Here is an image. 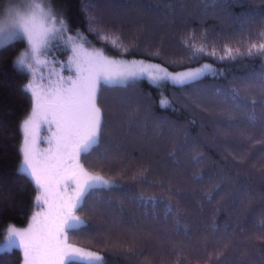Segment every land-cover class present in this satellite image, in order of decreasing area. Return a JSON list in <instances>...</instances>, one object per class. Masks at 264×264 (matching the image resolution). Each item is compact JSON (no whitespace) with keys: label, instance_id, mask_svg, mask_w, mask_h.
<instances>
[{"label":"trees","instance_id":"trees-1","mask_svg":"<svg viewBox=\"0 0 264 264\" xmlns=\"http://www.w3.org/2000/svg\"><path fill=\"white\" fill-rule=\"evenodd\" d=\"M60 1L71 28L110 57L220 72L184 85H101L106 127L82 163L119 187L77 211L88 226L70 231L69 243L102 254L103 264H264V103L240 108L229 98L236 88L264 102V56L218 59L225 45L244 52L264 40V0H95L87 12L111 29L107 40L87 33L83 0ZM189 45L216 55L193 58ZM24 47H0V240L9 224L27 226L38 193L18 171L31 103L22 90L29 76L12 62ZM0 264H22L21 251L0 254Z\"/></svg>","mask_w":264,"mask_h":264},{"label":"snow or ice","instance_id":"snow-or-ice-1","mask_svg":"<svg viewBox=\"0 0 264 264\" xmlns=\"http://www.w3.org/2000/svg\"><path fill=\"white\" fill-rule=\"evenodd\" d=\"M83 5L87 33L107 40L103 34L111 29L105 28L102 18L87 12L88 8L96 7L95 0H83ZM13 43L25 45L12 63L18 72L29 76L22 90L30 96L31 103L20 124L22 143L18 149L21 154L18 171L33 183L38 192L34 207L43 211L33 212L25 228L9 224L3 232L4 239L0 240V254L19 250L22 264H73V261L103 264V257L73 246L68 237L70 231L79 232L88 226V221L76 213L83 210L98 190L119 187L114 180L90 172L81 162L82 157H90L100 145L106 127L98 104L101 85L134 82L145 76L158 87L157 82L184 85L211 71L212 65L171 73L160 65L110 58L90 46L92 42L84 31L71 28L65 12L55 7L54 0H9L5 15L0 17V46ZM53 43L60 44L70 55L66 63L54 61L48 83L37 87L33 83L37 75L34 65L48 63L45 53ZM109 44L117 47L115 41ZM189 47L193 58L199 53L216 55L215 50L205 53L204 45ZM119 50L127 51L123 44ZM223 52L218 59L264 56V40L250 44L244 52L225 45ZM57 63L60 71H55ZM64 71L70 74L64 76ZM259 79L264 84V74ZM240 91L236 88L229 91V98L237 107L264 103L249 100L241 96ZM169 105L170 101L161 100V107ZM249 119H257L254 110ZM42 130L48 135L42 136ZM41 141L48 146L41 149Z\"/></svg>","mask_w":264,"mask_h":264},{"label":"rangeland","instance_id":"rangeland-1","mask_svg":"<svg viewBox=\"0 0 264 264\" xmlns=\"http://www.w3.org/2000/svg\"><path fill=\"white\" fill-rule=\"evenodd\" d=\"M8 2H9V0H0V17H2L3 15H5V11H6V9H7V7H8ZM54 3H55V7L58 9V10H63L64 12H65V15H66V17H67V19H68V10H67V8L61 3V1L60 0H54ZM72 34H75V33H72ZM0 47H2V46H0ZM97 49H100V48H97ZM100 50H102V49H100ZM103 51V50H102ZM104 52V51H103ZM105 53V52H104ZM68 55H70V53H68V52H65L64 50H63V48L61 47V45L60 44H58V43H53L52 45H51V47H50V49L45 53V56H46V58H47V61H48V63L46 64V65H34V67L36 68V72H37V75L33 78V83H35V85L37 86V87H40V86H42V84L43 85H46L47 83H48V79H47V77L49 76V69H51L52 67H53V62L54 61H61V62H65L66 63V60H67V56ZM105 55H107L106 53H105ZM108 57H110L109 55H107ZM44 57H41V59H43ZM110 58H113V59H116V60H127V61H137V62H140V61H142V62H144V63H150V64H155V65H160V67H162V68H165V69H167L169 72H171V73H177V72H184V71H188V70H190V69H195V68H198V67H201L202 65H200V66H197V67H193V68H189V69H185V70H180V71H172V70H170L169 68H167V67H165V66H163V65H161V64H159V63H156V62H153V61H148V60H145V59H138V58H114V57H110ZM204 64H210V65H212V70L211 71H208V72H206L203 76H201L200 78H203V77H205V76H208V75H217V74H219L220 72H219V70H218V68L215 66V65H213V64H211V63H204ZM61 70V66H60V64H55V71H60ZM70 73L68 72V71H64L63 72V75L64 76H67V75H69ZM41 77H44V79L43 80H41ZM199 78V79H200ZM137 80H147L148 82H150L151 84H153V85H156L157 86V84H154L150 79H148L146 76L145 77H142V78H138ZM136 81V80H135ZM29 82V81H28ZM132 81H125V82H117V83H114V84H111V85H126V84H128V83H131ZM193 82V81H192ZM158 84H160V86H162V85H165V84H171V85H175V84H173L172 82H166V83H161V82H157ZM189 83H191V82H189ZM186 84H188V83H186ZM161 100H168L166 97H162L161 98ZM169 101V100H168ZM41 135L42 136H46V135H48V133L46 132V131H43L42 130V132H41ZM48 145L45 143V142H43V141H41L40 142V144H39V147L41 148V149H44V148H46ZM81 162H82V158H81ZM105 178H107V177H105ZM109 179V178H108ZM38 194V193H37ZM36 211H43V209L42 208H40V207H36V209H35V211L34 212H36ZM71 244V243H70ZM73 245V244H72ZM73 246H75V245H73ZM75 247H77V248H80V247H78V246H75ZM80 249H82V250H84L85 252H89V253H94V254H98V255H100L101 257H103V262L105 261V257L102 255V254H100V253H96V252H93V251H89V250H86V249H83V248H80Z\"/></svg>","mask_w":264,"mask_h":264}]
</instances>
